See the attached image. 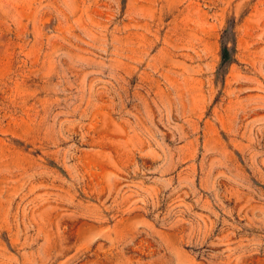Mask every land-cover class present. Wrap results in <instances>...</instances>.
Instances as JSON below:
<instances>
[{
	"label": "rangeland",
	"instance_id": "374dc122",
	"mask_svg": "<svg viewBox=\"0 0 264 264\" xmlns=\"http://www.w3.org/2000/svg\"><path fill=\"white\" fill-rule=\"evenodd\" d=\"M0 264H264V0H0Z\"/></svg>",
	"mask_w": 264,
	"mask_h": 264
},
{
	"label": "trees",
	"instance_id": "16d2710c",
	"mask_svg": "<svg viewBox=\"0 0 264 264\" xmlns=\"http://www.w3.org/2000/svg\"><path fill=\"white\" fill-rule=\"evenodd\" d=\"M221 67L226 66L230 64L234 58H233V48L228 46V43L226 42L225 36L223 35V38L221 40Z\"/></svg>",
	"mask_w": 264,
	"mask_h": 264
}]
</instances>
